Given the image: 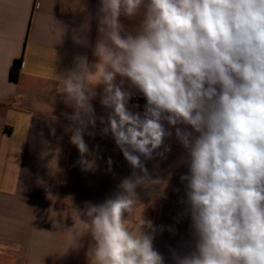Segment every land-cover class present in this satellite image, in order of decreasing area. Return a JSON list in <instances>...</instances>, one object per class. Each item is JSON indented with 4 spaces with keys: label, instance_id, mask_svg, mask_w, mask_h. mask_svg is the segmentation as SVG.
Instances as JSON below:
<instances>
[{
    "label": "clouds",
    "instance_id": "9594fccd",
    "mask_svg": "<svg viewBox=\"0 0 264 264\" xmlns=\"http://www.w3.org/2000/svg\"><path fill=\"white\" fill-rule=\"evenodd\" d=\"M121 17L138 23L129 30ZM97 20L95 59L53 73L73 109L71 142L86 154L84 134L99 119L133 169L114 197L83 212L90 264H165L152 221L142 214L133 231L128 220L142 204L138 188L165 184L145 161L166 158L173 135L185 149L194 239L175 264H264V0H100ZM135 93L143 113L128 106Z\"/></svg>",
    "mask_w": 264,
    "mask_h": 264
},
{
    "label": "crops",
    "instance_id": "0c3cea01",
    "mask_svg": "<svg viewBox=\"0 0 264 264\" xmlns=\"http://www.w3.org/2000/svg\"><path fill=\"white\" fill-rule=\"evenodd\" d=\"M99 6L100 0H0V264H90L94 241L80 222L88 219L83 212L114 197L133 173L99 119L85 132L88 152L81 154L65 115L73 109L55 91L54 74L73 67L77 56L95 59ZM121 21L129 30L138 23ZM18 59L13 82L9 71ZM138 95L128 106L143 113ZM92 105L106 120L99 95ZM165 143L171 148L166 158L145 161L165 184L137 189L142 204L128 226L135 231L142 214L152 221L154 248L165 264H175L174 254L189 251L194 239L182 202L185 149L174 135Z\"/></svg>",
    "mask_w": 264,
    "mask_h": 264
},
{
    "label": "trees",
    "instance_id": "16d2710c",
    "mask_svg": "<svg viewBox=\"0 0 264 264\" xmlns=\"http://www.w3.org/2000/svg\"><path fill=\"white\" fill-rule=\"evenodd\" d=\"M21 67V59L15 60L9 71V79L16 82L19 76V70Z\"/></svg>",
    "mask_w": 264,
    "mask_h": 264
},
{
    "label": "built area",
    "instance_id": "2783aa9c",
    "mask_svg": "<svg viewBox=\"0 0 264 264\" xmlns=\"http://www.w3.org/2000/svg\"><path fill=\"white\" fill-rule=\"evenodd\" d=\"M137 104L139 105L140 108L145 107V104H146L145 99H144L143 96L140 95V94H139L138 97H137Z\"/></svg>",
    "mask_w": 264,
    "mask_h": 264
}]
</instances>
